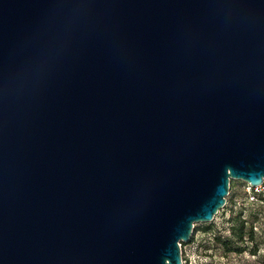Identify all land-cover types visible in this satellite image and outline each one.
Listing matches in <instances>:
<instances>
[{
  "label": "water",
  "instance_id": "obj_1",
  "mask_svg": "<svg viewBox=\"0 0 264 264\" xmlns=\"http://www.w3.org/2000/svg\"><path fill=\"white\" fill-rule=\"evenodd\" d=\"M264 184V0H0V264H184Z\"/></svg>",
  "mask_w": 264,
  "mask_h": 264
},
{
  "label": "rangeland",
  "instance_id": "obj_2",
  "mask_svg": "<svg viewBox=\"0 0 264 264\" xmlns=\"http://www.w3.org/2000/svg\"><path fill=\"white\" fill-rule=\"evenodd\" d=\"M243 220L247 231L255 227V242L247 240L244 244L233 232ZM217 237L232 238L235 246L246 245L248 251L227 254ZM253 245L255 255L249 251ZM181 252L184 264H264V194H254L247 182L231 179L225 207L211 222L195 223L191 240L181 245Z\"/></svg>",
  "mask_w": 264,
  "mask_h": 264
},
{
  "label": "trees",
  "instance_id": "obj_3",
  "mask_svg": "<svg viewBox=\"0 0 264 264\" xmlns=\"http://www.w3.org/2000/svg\"><path fill=\"white\" fill-rule=\"evenodd\" d=\"M254 226L252 225L250 227V229L247 231V228H246V222L243 220V221H240L238 223V225L236 227H233V232L235 233V235L237 236V238L239 239V241L241 242H246L247 240L251 241V242H255V232H254ZM246 231H247V238L246 239ZM217 241L223 246V249L225 251V253H230V252H235V253H243L245 251H248V247L246 245L244 246H235L234 243H233V239L232 238H228V239H224V238H220V237H217ZM182 245H184L183 242H181ZM246 244V243H244ZM254 245L251 249H249V251L252 253V254H256V250L254 249Z\"/></svg>",
  "mask_w": 264,
  "mask_h": 264
},
{
  "label": "built area",
  "instance_id": "obj_4",
  "mask_svg": "<svg viewBox=\"0 0 264 264\" xmlns=\"http://www.w3.org/2000/svg\"><path fill=\"white\" fill-rule=\"evenodd\" d=\"M250 188L253 189L254 194H258V195L264 194V184H262L256 188H253L250 186Z\"/></svg>",
  "mask_w": 264,
  "mask_h": 264
}]
</instances>
